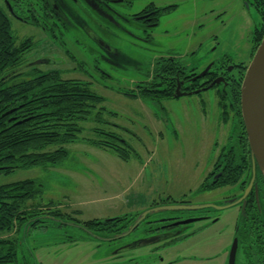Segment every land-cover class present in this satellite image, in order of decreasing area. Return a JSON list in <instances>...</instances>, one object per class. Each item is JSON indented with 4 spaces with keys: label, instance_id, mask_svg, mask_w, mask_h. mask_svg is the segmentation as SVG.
I'll return each instance as SVG.
<instances>
[{
    "label": "rangeland",
    "instance_id": "obj_1",
    "mask_svg": "<svg viewBox=\"0 0 264 264\" xmlns=\"http://www.w3.org/2000/svg\"><path fill=\"white\" fill-rule=\"evenodd\" d=\"M153 2L173 7L161 19L157 35L145 43L144 55L136 56L137 64L125 69H112L107 63H101L102 70L110 75L104 76L103 72L93 68V61L89 60L87 73L72 70L61 74L63 79L77 78L90 82V87L103 96L104 101L93 109L89 118L80 122L83 130L78 140L64 145L69 155L62 162L0 173V185L33 179L42 188L38 196L26 201L18 215L51 216L53 211L59 210L85 221L121 215L136 216L148 209H152L147 216L150 218H169L179 215L182 210H188L184 215H190L210 209L221 215L218 230L229 225L226 234L233 236L238 206L219 207L226 206L223 204L225 198L239 192V188H201L233 125L232 112L226 114L227 120L221 118L223 109L218 105L217 90L210 88L201 93L170 98L163 104L165 109H157L156 104L125 92L131 93L128 90L133 82L144 79L154 59L160 55L179 57L184 65L199 64L198 71L209 65L211 58L223 55L235 62L249 64L252 60L253 32L260 21L258 13L249 5L250 0ZM12 22L15 34L20 39L37 35L34 28H22V24L13 18ZM34 40L39 47L35 46L27 53L25 61L36 59L39 52V55L53 52L46 45L43 46L40 39L38 42ZM122 41L113 40V43L127 53V49L120 44ZM195 50L197 53L191 55ZM59 54L63 56L62 52ZM82 55L85 59L86 55ZM53 56L58 57L56 54ZM75 66L71 62L53 67L37 65L40 70H68ZM107 132H114L120 139L128 141L136 152L129 153L130 158L124 160L110 147L99 148L87 140H107L109 145H121L109 139L105 134ZM168 199L213 206L176 210L171 203L166 205L168 209H163L160 204ZM25 211L29 213L24 214ZM35 218L32 221L37 222ZM14 222L13 228L2 231L0 237H18L21 222L19 219ZM200 224L203 223L196 222L195 227ZM215 230L213 235H204L194 241L192 250L200 248L203 254H210L208 249L211 250L216 239L222 237L215 236L218 235ZM84 233L79 227L47 220L21 233L19 264H92V249L99 241Z\"/></svg>",
    "mask_w": 264,
    "mask_h": 264
},
{
    "label": "flooded vegetation",
    "instance_id": "obj_2",
    "mask_svg": "<svg viewBox=\"0 0 264 264\" xmlns=\"http://www.w3.org/2000/svg\"><path fill=\"white\" fill-rule=\"evenodd\" d=\"M3 1L11 19L18 20L22 24V28H34L37 33V35L32 34L26 37L33 38V40L36 39V41L40 39L43 46L46 45L47 48L53 51L45 52L41 55H39L41 53L39 52L36 59L24 60L17 69V71H19L17 73L22 72L24 74L26 73V75H22L19 79L32 78L35 71H59L61 74H64L65 71L69 72L73 70L85 74L90 68L88 67L89 60L93 61V68L103 72L104 76L110 75L106 70H102L100 66L101 63H107L112 69H115V67H122L124 69L129 68L138 63L136 56L144 55L143 49L146 47L145 43L152 41L157 35V29H159V25L162 21L161 19L172 9L171 7H173V5H159V3L157 4L153 2V0ZM249 5H251L250 2ZM257 26L258 25H256V27ZM39 35H41V37H39ZM121 39L123 41L120 42V44L123 48L125 47L127 49V53L123 52L120 48L121 46L117 43H113V40ZM35 46L38 48L39 43L34 45L31 50H33ZM253 50L254 42L251 57H253L255 53ZM59 52H62L63 56H61ZM195 53H197L196 50L193 51L191 55H195ZM53 54H56L58 57L53 56ZM82 54L86 55L85 59ZM86 57H88V59ZM39 59L45 61L40 64L52 65V67L55 65H64L67 62L74 63L76 66L68 70L64 68L40 70L37 67L38 64H34V60L37 61ZM163 59H170L175 67H178L176 63L180 62L183 67L187 66L189 69L187 74L183 76L185 78L178 76L181 74V69H178L176 74L172 76V78H176L174 97L178 87L180 88V92L192 93L197 89L208 86L217 78H223L224 80L214 85L212 88L214 89L217 87L216 90L223 91L224 88L227 89L235 84L243 67L249 65L245 62H235L226 55L214 59L211 58L212 60L209 64L211 65L210 68L206 72V75L200 78L198 75L209 65L198 71L197 67H199V64L184 65L179 57L172 56L171 54L160 55L154 59L151 69L149 70L150 74L148 72L144 79L135 80L131 89L128 90L131 91V93H125L134 96L139 93L143 85L145 88H148L146 82L152 80L154 76L153 71ZM82 73H80V75ZM158 74L160 73H156V75ZM210 76H213V80L203 85L209 81ZM168 88L169 86L163 84L154 88V90L161 91V93L157 94L161 95L167 92L166 90ZM165 101L167 100H161V97H156V99L150 103L153 105L156 104L154 106L157 109H165L163 105ZM16 109V107L10 108V110L13 111ZM10 110H7L3 115H8ZM237 113L232 114L233 125L232 129H230L231 132L219 156L214 162L212 170L209 172L201 187L203 190H214L226 186H237L239 188V192L227 196L223 203L227 204L224 206L226 208L231 204L238 206L239 212L233 224V236L231 237L226 234L229 225H225V229H221V231L218 230L221 227L218 225L221 221V215L219 213H214L210 209H208L209 211L204 210V213H201L203 212L201 211L197 214L190 215H184L188 210L183 211L182 209H177L182 210L179 215L169 218H150L151 216H149L143 218L139 222L137 221L141 217V213H138L136 216L126 215L121 219L122 221H117V226L115 228L110 230L88 231L90 229L84 225V229L79 227L83 229L85 232L84 234H90L92 238L99 241L92 249L94 256L93 262L95 264H197L199 262L200 264L203 262V264H264V183L260 177V168L258 166L254 168L253 166L251 151H249L251 167L244 170L243 177L239 182L233 185L217 186L227 163L223 160L219 161L221 155L229 154L234 145H236L237 148H242L243 152L250 150L245 129V133H242V129L245 127L242 114L239 113V115H241V120H239ZM15 117L16 116L12 114L9 116V120L12 121ZM158 117L164 122L162 117ZM239 121L242 123H238ZM163 136L164 135L161 134V137ZM121 140L125 141L123 138H121ZM212 173L213 175L211 178H208ZM171 203H179L180 205L187 203L192 204V202L186 200L178 202L174 199H168L164 203H161L160 206L163 205V209H168L165 207L167 204ZM158 205L159 204H154L153 206ZM21 218H25V222L29 221V228H26L25 225L21 231L19 230L17 238V261L14 264H19L18 250L22 245L20 239L21 233H26L33 227L41 224L38 223L35 225V220L32 221V219L35 218L42 221L53 220V222L56 223L59 222L76 227H78L76 224H70L68 222L79 223L75 221L76 218L70 214L66 216L67 219L61 217H53L51 219L44 214L33 217L22 214ZM54 218L61 219L62 221H56ZM193 218L200 219L188 223L184 222L185 220ZM196 222H202L203 224L195 227ZM215 228L217 229L215 230ZM214 230L218 233V235L215 236L222 237L216 239V244L214 243L215 246L210 248L211 250L208 249L210 254H203L200 248L192 250L191 245L195 243L197 239L204 235H213ZM127 236L130 237L128 239H123ZM83 237L84 235H82V238ZM199 252H201L200 254L202 255H199ZM96 254L99 256H96Z\"/></svg>",
    "mask_w": 264,
    "mask_h": 264
},
{
    "label": "trees",
    "instance_id": "obj_3",
    "mask_svg": "<svg viewBox=\"0 0 264 264\" xmlns=\"http://www.w3.org/2000/svg\"><path fill=\"white\" fill-rule=\"evenodd\" d=\"M250 4L257 11L260 19L253 33L254 52L264 37V0H250ZM34 45L33 38L20 39L15 34L7 7L4 1L0 2V167L4 168L0 169V173L8 174L17 168L57 165L62 162L69 155V151L64 145L78 140L79 134L83 130L80 122L89 118L93 109L104 101V97L90 87V82L73 78L63 79L59 71H35L32 78L18 79L22 75L25 76L26 73L15 72L25 60L26 53ZM176 64L178 67L173 66L170 59H163L153 71L152 80L146 82L148 88L143 85L139 93L134 96L145 102L154 101L156 97H161V100L173 98L176 78H172V76L178 69H181V74L178 76L185 78L183 76L189 70L187 66L183 67L180 62ZM246 68L247 66L243 67L235 84L227 89L224 88L223 91H216L218 104L223 109L221 115L224 121L227 120L226 114L229 112L241 114V84ZM156 73L160 74L156 75ZM212 80L213 76H210L209 81L203 85ZM163 84L169 86L167 92L157 95L161 91L154 90V88ZM216 88L214 89L216 90ZM12 107L17 109L8 115H3ZM239 113H237V117L241 120ZM12 114L16 117L10 121L9 116ZM18 121L22 122L17 123ZM244 129L245 127L242 129V133H245ZM105 134L109 139L117 143L120 142L121 145L117 147L109 145L107 140H87L99 148L110 147L124 160L130 158L129 153L136 152L131 144L121 140L116 133L107 132ZM249 151L243 152L242 148H237L234 145L229 154L221 155L219 161L223 160L227 163L217 186L233 185L239 182L243 177L244 170L251 167ZM212 175L213 173L208 178H211ZM260 177L264 183L262 172ZM41 191L40 184L33 179H23L0 185V233L12 229L14 221L17 219L21 222L20 231L25 225L26 228H29V221L25 222V218H21L18 212L25 207L28 199L35 198ZM27 213L29 211L24 212V214ZM50 215L67 219L66 216L69 214L56 210ZM124 216L126 215L108 219L88 221L76 219L75 221L93 231L110 230L115 228L117 221L123 219ZM36 220L35 225L45 222ZM17 238V236L0 237V264H14L17 261Z\"/></svg>",
    "mask_w": 264,
    "mask_h": 264
},
{
    "label": "water",
    "instance_id": "obj_4",
    "mask_svg": "<svg viewBox=\"0 0 264 264\" xmlns=\"http://www.w3.org/2000/svg\"><path fill=\"white\" fill-rule=\"evenodd\" d=\"M9 3V2H8ZM10 5V4H9ZM45 62L43 59H39L35 61L34 64H40ZM211 66V65H210ZM208 66L198 77H203L206 75V72L210 68ZM223 78H217L213 80L208 86L197 89L192 93H199L202 90H208L212 88L214 85L219 84L223 81ZM192 93L188 92H180V88H177L175 93V97H181L185 95H189ZM13 110H10L11 112ZM8 112V113H9ZM241 114L245 125V131L248 137L251 158L253 162L254 168L258 166L264 176V37L260 42L258 48L256 49L251 62L247 66L245 71L242 84H241ZM14 119V118H13ZM22 121H18L17 123H21ZM2 168V167H0ZM173 209H201L206 206H213L207 204H174ZM234 204L228 205L227 207H231ZM219 207V206H218ZM219 207V208H223ZM154 209V208H153ZM152 209H148L141 214V217L137 222L142 220L143 218L148 216V212ZM155 210V209H154ZM49 218H53L49 216ZM198 219H189L184 222H193ZM54 220L62 221L61 219L54 218ZM70 224H76L78 227L84 229V226L75 222H68ZM86 229V228H85ZM91 231V230H88ZM122 236V235H121Z\"/></svg>",
    "mask_w": 264,
    "mask_h": 264
},
{
    "label": "crops",
    "instance_id": "obj_5",
    "mask_svg": "<svg viewBox=\"0 0 264 264\" xmlns=\"http://www.w3.org/2000/svg\"><path fill=\"white\" fill-rule=\"evenodd\" d=\"M218 105H219V104H218ZM221 118H222V115H221ZM222 120H223V119H222ZM161 134L164 135L162 132H161ZM76 219H77V218H76ZM78 220H79V219H78ZM90 220H92V219H90ZM85 221H88V220H85Z\"/></svg>",
    "mask_w": 264,
    "mask_h": 264
}]
</instances>
